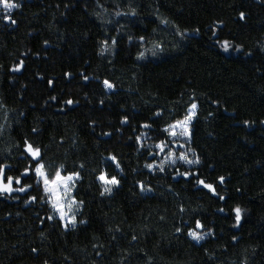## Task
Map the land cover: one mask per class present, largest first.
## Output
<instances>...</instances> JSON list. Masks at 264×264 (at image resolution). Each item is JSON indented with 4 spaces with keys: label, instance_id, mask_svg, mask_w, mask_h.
<instances>
[{
    "label": "trees",
    "instance_id": "16d2710c",
    "mask_svg": "<svg viewBox=\"0 0 264 264\" xmlns=\"http://www.w3.org/2000/svg\"><path fill=\"white\" fill-rule=\"evenodd\" d=\"M15 2L16 24L0 18V165L29 168L13 186L32 187L0 194V264H264V0ZM192 103L187 157L200 162L150 171ZM25 140L45 170L80 174L74 228L47 219ZM101 170L121 181L110 195ZM193 229L210 234L196 244Z\"/></svg>",
    "mask_w": 264,
    "mask_h": 264
},
{
    "label": "snow or ice",
    "instance_id": "6c2138e0",
    "mask_svg": "<svg viewBox=\"0 0 264 264\" xmlns=\"http://www.w3.org/2000/svg\"><path fill=\"white\" fill-rule=\"evenodd\" d=\"M0 7L3 8L4 10V16L3 19L6 23L10 22L11 24L15 25L16 20L12 19L11 17V12L13 9L19 8L20 5L15 2V0H0ZM135 10H132V15H135ZM117 15H120V13H117ZM241 19L244 18V14H240ZM166 23V21H165ZM198 31V30H197ZM215 35V32L213 33ZM131 37H129V40L131 41ZM141 42L144 41V37L139 38ZM47 43V42H45ZM108 40H105L102 42V47H101V52L103 53L104 51L108 50ZM117 41L113 38L111 40V44L115 45ZM218 43H221L222 48L224 51H228V49L231 47V44L228 40H224L222 42L218 41ZM153 55H155V52H153ZM143 58V53H140L138 59ZM23 66V61H20V63L13 68V71H19L21 67ZM66 75H71V74H66ZM85 81L88 80L87 76L83 77ZM48 84L51 86L53 84V81L49 80ZM103 85L106 89H112L114 87L113 84H111L108 80L103 81ZM53 100L56 99V97H52ZM66 104L72 105L74 102L69 99L65 101ZM101 103H103L101 101ZM197 104L192 103L191 107L188 111V113L184 116L182 120H177L174 124H170L168 128L164 129L163 131L167 132L169 136L171 137H176V136H190L189 132V125L192 122L193 118L196 115V110ZM157 116L160 115V113H156ZM128 118L124 117V119L121 121V123H127ZM247 123V122H246ZM141 127L144 128H150L151 125L149 124H143ZM179 130V131H177ZM35 131V129H33ZM105 135H110V133H105ZM137 141H140L141 137H136ZM167 146V141H162L160 144H158L156 147L160 149L161 152L164 151V148ZM24 153H27L31 158L32 161L34 162V173L36 177V182L42 183L43 184V191L45 196L47 197L48 201L51 203V206L54 211H56L59 215V218L61 221H65L66 223L64 224V227L67 229L69 225H71L73 228L76 226L77 223V217L73 211V207L76 206L77 209L80 205L83 204V201H77L75 196L71 195L72 192V187H74V181L80 179V174L78 172H73L72 174L69 175H62L61 171L63 169V165H61L54 173L53 176H49V174L45 170V165L42 162V153L41 149L39 147H34L32 143H30L28 140L24 141ZM151 155V153H150ZM174 153H170L169 156L166 159H171L172 163H175V159H172L174 156ZM109 160L115 164V167L117 169L120 168V163L115 155H112L108 157ZM179 159L182 160L185 163L188 164H198L200 161L199 159L195 160H190L188 159L186 154H181L179 156ZM10 166L8 165H0V194L8 193L11 194L13 192H26L28 188L32 187L30 184H25L21 187H14L13 185H21L22 184V179L21 177L23 176H28L29 175V168H25L23 173H20V175L17 176H12V175H7L6 174V168H9ZM31 167V165L29 166ZM83 167V165H81ZM146 168L149 170L153 169V164L149 163L145 165ZM159 171L163 172L164 171V166L163 163L159 165ZM178 175H182L185 178H189L190 176H195L196 177V182L198 185L202 186L203 188L208 189L210 192H212L214 195L216 194V189L213 184L207 183L203 179H199V173H177ZM96 180H98L102 187L103 191L101 192V195L105 194H112L113 188L114 187H119L120 186V179L117 178L116 175H111L109 176L106 171L101 170L99 175L96 176ZM220 182L223 183L224 177L219 178ZM71 185V186H70ZM140 188L142 191H144V185L143 183H140ZM149 191L151 189H148ZM221 200L224 199L223 196L220 197ZM37 200L36 196L30 197V201L26 202H35ZM65 207L67 208V211H65ZM219 211L223 212L224 209L221 208ZM233 212L235 214V221H236V226H239L241 217H242V209L237 206L233 209ZM71 213V215H70ZM53 217L48 216L47 219L51 220ZM80 223H85V221H80ZM203 225L199 220L195 222V229H203ZM195 229L190 230L188 232V235L192 237V239L196 240L199 242L200 240L204 239L206 235L210 234L209 232H197ZM177 232H180L181 229L177 228ZM135 239V237H133ZM235 239V238H234ZM33 251H36V249H33Z\"/></svg>",
    "mask_w": 264,
    "mask_h": 264
},
{
    "label": "rangeland",
    "instance_id": "374dc122",
    "mask_svg": "<svg viewBox=\"0 0 264 264\" xmlns=\"http://www.w3.org/2000/svg\"><path fill=\"white\" fill-rule=\"evenodd\" d=\"M13 10H15V9H13ZM12 10V11H13ZM4 10H3V8L2 7H0V18L2 17V16H4ZM107 90H110V89H107ZM190 109V108H189ZM189 109H188V111H189ZM195 112H196V110H195ZM188 113V112H187ZM193 121V120H192ZM172 124H174V123H172ZM191 124V123H190ZM189 130H190V125H189ZM177 131H179V130H177ZM190 132V131H189ZM190 141V136H176V137H171V136H169V141H168V145L164 148V151L163 152H161L160 151V149L159 148H157L156 147V151H157V160H156V162L153 164V169L152 170H150V171H153V170H155V169H159V165L161 164V163H163V166L165 167L166 165H168V164H188V163H185V162H183L182 160H180L179 159V156L181 155V154H186V155H188L189 153H188V150L186 149V144L188 143ZM170 153H174L175 155L172 157V159H175V163H172L171 162V159H166L168 156H169V154ZM58 168H55V169H53V170H46V172L49 174V176L51 177V176H53L54 175V173H55V171L57 170ZM35 174V173H34ZM62 174V173H61ZM63 175V174H62ZM77 180H75L74 181V187H75V182H76ZM100 183V182H99ZM101 184V183H100ZM40 185H41V187H42V189H43V184L42 183H40ZM71 186V185H70ZM102 186V185H101ZM74 187H72V192H71V195H73V191H74ZM102 189H103V187H102ZM44 192V191H43ZM47 203H48V205H49V207H50V209H51V212H52V217H53V219H58L60 222H61V224H62V227L64 228V229H66L65 227H64V224L66 223V220L65 221H61L60 220V218H59V215H58V213L56 212V211H54L53 210V208H52V206H51V203L48 201V199H47ZM80 210H81V206H79L78 207V209H77V207L76 206H74L73 207V211H74V213H75V215H76V217L78 216V214H79V212H80ZM65 211H67V208L65 207ZM70 215H71V213H70ZM68 228H73L71 225H69L68 226ZM67 228V229H68ZM197 232H199V231H197ZM208 235H206L205 236V238L207 237ZM189 237V239L192 241V242H194V243H196V244H199V243H201L204 239H202V240H200L199 242H197L196 240H194V239H192V237L191 236H188Z\"/></svg>",
    "mask_w": 264,
    "mask_h": 264
}]
</instances>
